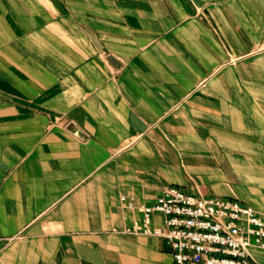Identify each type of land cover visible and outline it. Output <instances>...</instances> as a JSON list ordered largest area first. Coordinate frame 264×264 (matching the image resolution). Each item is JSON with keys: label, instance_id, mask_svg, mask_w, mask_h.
<instances>
[{"label": "crops", "instance_id": "0c3cea01", "mask_svg": "<svg viewBox=\"0 0 264 264\" xmlns=\"http://www.w3.org/2000/svg\"><path fill=\"white\" fill-rule=\"evenodd\" d=\"M170 186L264 218V0H0V264H173Z\"/></svg>", "mask_w": 264, "mask_h": 264}, {"label": "built area", "instance_id": "2783aa9c", "mask_svg": "<svg viewBox=\"0 0 264 264\" xmlns=\"http://www.w3.org/2000/svg\"><path fill=\"white\" fill-rule=\"evenodd\" d=\"M121 200L134 208L133 200ZM141 211V221L114 231L165 239L173 264H257L250 250L264 249V218L236 199L189 195L170 186ZM155 214L163 216L161 227L153 225Z\"/></svg>", "mask_w": 264, "mask_h": 264}]
</instances>
